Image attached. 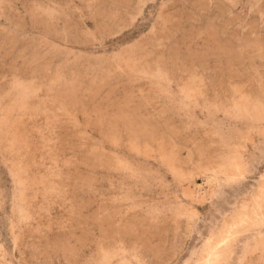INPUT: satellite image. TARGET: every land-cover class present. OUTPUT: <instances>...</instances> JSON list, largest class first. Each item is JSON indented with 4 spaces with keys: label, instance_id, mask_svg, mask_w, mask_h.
<instances>
[{
    "label": "rangeland",
    "instance_id": "1",
    "mask_svg": "<svg viewBox=\"0 0 264 264\" xmlns=\"http://www.w3.org/2000/svg\"><path fill=\"white\" fill-rule=\"evenodd\" d=\"M0 264H264V0H0Z\"/></svg>",
    "mask_w": 264,
    "mask_h": 264
}]
</instances>
